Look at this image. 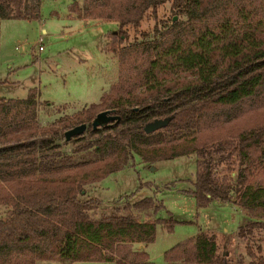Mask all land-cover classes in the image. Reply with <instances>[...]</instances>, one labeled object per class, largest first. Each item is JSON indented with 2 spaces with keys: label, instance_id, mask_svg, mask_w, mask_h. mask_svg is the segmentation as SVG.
<instances>
[{
  "label": "trees",
  "instance_id": "trees-1",
  "mask_svg": "<svg viewBox=\"0 0 264 264\" xmlns=\"http://www.w3.org/2000/svg\"><path fill=\"white\" fill-rule=\"evenodd\" d=\"M171 3L175 16L139 29ZM82 19L118 23L108 52L118 79L99 102L43 121L37 88L6 98L0 78V264L38 260L155 264L146 249L157 226L173 230V214L156 196L96 210L102 200L85 186L131 165L195 155L193 194L201 207L232 202L249 220L238 227L245 252L231 256L216 233L199 230L164 252L169 264H264V0H82ZM41 0H0L1 19H38ZM142 37L129 44L128 28ZM104 110L120 116L94 128ZM171 118L147 134L155 119ZM87 124L83 134L65 131ZM153 215L142 219L140 214ZM225 243V242H224ZM227 243V242H226Z\"/></svg>",
  "mask_w": 264,
  "mask_h": 264
},
{
  "label": "rangeland",
  "instance_id": "rangeland-1",
  "mask_svg": "<svg viewBox=\"0 0 264 264\" xmlns=\"http://www.w3.org/2000/svg\"><path fill=\"white\" fill-rule=\"evenodd\" d=\"M75 1L82 3V0H41L40 18L0 22V78L8 80L1 86V95L25 98L30 88H37L42 102L50 103L43 106L44 121L66 113L73 115L99 102L118 79V56L107 51L112 42L111 33L118 32V23L79 18L71 11ZM172 16L181 19L173 14L171 3L164 4L158 9L157 18L149 12L139 32L151 31L157 19L168 20ZM127 30L130 38L125 44L134 42L136 37L142 38L135 28ZM196 161L195 155H183L149 164L136 156L131 165L86 185L83 194L101 198L98 214L108 212L113 204L123 203L125 199L135 201L153 195L163 201L166 208L157 216L169 217V210L178 222L173 230L159 223L155 240L145 244L155 264H169L164 252L199 230L216 233L221 249H229L231 256L245 252L246 242L237 231L249 216L232 202L216 200L201 207L188 192L194 186ZM3 213L4 206L0 205V215ZM140 216L142 219L154 217L143 212ZM37 264L65 262L38 260ZM66 264L110 262L80 260Z\"/></svg>",
  "mask_w": 264,
  "mask_h": 264
},
{
  "label": "water",
  "instance_id": "water-1",
  "mask_svg": "<svg viewBox=\"0 0 264 264\" xmlns=\"http://www.w3.org/2000/svg\"><path fill=\"white\" fill-rule=\"evenodd\" d=\"M119 119H120V116L117 114H113L112 110H104L97 114V116L92 122V125L94 128L105 127V126H108L107 125L108 123L113 122V121H118ZM170 121H171V118L155 119L147 123L144 129L146 133L149 134L163 127H166ZM87 127H88L87 124H81L69 130H66L64 133L65 139L69 141L73 136L78 135V134H83L87 130Z\"/></svg>",
  "mask_w": 264,
  "mask_h": 264
},
{
  "label": "crops",
  "instance_id": "crops-1",
  "mask_svg": "<svg viewBox=\"0 0 264 264\" xmlns=\"http://www.w3.org/2000/svg\"><path fill=\"white\" fill-rule=\"evenodd\" d=\"M1 20H3V19H1ZM1 20H0V22H1ZM7 82H8V80H7ZM6 82V83H7ZM28 96V95H27ZM7 98V97H6ZM26 98V97H25ZM20 99H24V98H20ZM39 101H42L41 100V98H40V96H39ZM42 112V111H41ZM41 112L39 111V115H40V119L42 120L43 118H42V115H41ZM44 120V119H43ZM42 120V121H43ZM1 206L3 205L4 206V211L6 212L7 211V209H8V205H6V204H0ZM3 214H5V213H3ZM2 215V214H1ZM136 246L138 247V248H143V249H146V245L144 244V243H136ZM148 251V250H147ZM149 252V251H148ZM150 254V253H149ZM150 257H151V255H150ZM152 258V257H151ZM63 262V261H62ZM107 262H110V264H115L114 262H111V261H107ZM66 263H69V262H65V264ZM37 264V263H36Z\"/></svg>",
  "mask_w": 264,
  "mask_h": 264
},
{
  "label": "flooded vegetation",
  "instance_id": "flooded-vegetation-1",
  "mask_svg": "<svg viewBox=\"0 0 264 264\" xmlns=\"http://www.w3.org/2000/svg\"><path fill=\"white\" fill-rule=\"evenodd\" d=\"M113 114H115V113H113ZM111 123H112V122L108 123L107 125H108V126H110V125H111Z\"/></svg>",
  "mask_w": 264,
  "mask_h": 264
},
{
  "label": "built area",
  "instance_id": "built-area-1",
  "mask_svg": "<svg viewBox=\"0 0 264 264\" xmlns=\"http://www.w3.org/2000/svg\"><path fill=\"white\" fill-rule=\"evenodd\" d=\"M42 49H43V46L40 47V50H42Z\"/></svg>",
  "mask_w": 264,
  "mask_h": 264
}]
</instances>
